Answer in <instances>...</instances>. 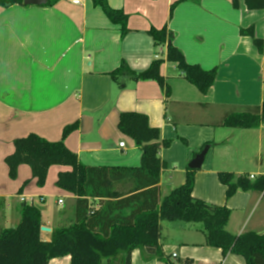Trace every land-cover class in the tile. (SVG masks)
Returning <instances> with one entry per match:
<instances>
[{"label":"crops","instance_id":"obj_1","mask_svg":"<svg viewBox=\"0 0 264 264\" xmlns=\"http://www.w3.org/2000/svg\"><path fill=\"white\" fill-rule=\"evenodd\" d=\"M107 2L126 16L124 26L111 21L92 0L0 7V199L5 201L0 229L19 224L22 204L41 209L42 226L52 230L42 232L46 241L54 229L74 221L77 198L57 187L59 173L71 168L50 167L43 187L25 164L11 179L5 159L14 153L16 139L36 134L58 142L64 129L75 125L63 141L83 165L139 168L143 150L118 127L122 113H138L161 131L162 142L170 143L160 151L161 201L185 183L193 170L190 163L212 144L195 170L193 197L231 210L226 229L232 235H262L264 191L238 190L227 199L218 174L244 175L252 181L264 176V122L255 129L224 126L229 116L259 113L264 104V47L259 50L251 37L241 34L253 26L264 42V9L249 10L245 0H237V6L233 0ZM163 29L167 41L157 44L150 31ZM169 43L189 64L218 69L207 95L167 61ZM157 60L163 61V85L153 80L115 82L111 77L122 64L141 73ZM133 187L128 180L114 189L125 194ZM89 201L98 209V199ZM166 224L165 231L161 225L160 240L166 260L135 250L131 264H246L242 256L224 257L221 249L208 246L203 226ZM70 263V256L49 262Z\"/></svg>","mask_w":264,"mask_h":264},{"label":"trees","instance_id":"obj_2","mask_svg":"<svg viewBox=\"0 0 264 264\" xmlns=\"http://www.w3.org/2000/svg\"><path fill=\"white\" fill-rule=\"evenodd\" d=\"M57 0H50L46 6ZM186 1V0H181ZM113 22L123 26L126 16L111 9L107 0H92ZM249 10L264 9V0H245ZM237 6V0H233ZM24 6L23 0H0V7ZM249 36L259 50L263 40L256 37L255 28L241 30ZM150 35L157 44H165L167 30H152ZM169 40V38H168ZM167 61L177 64L182 76L207 95L213 87L218 69L205 70L200 65L189 64L181 50L168 45ZM162 60L137 73L125 64L111 73L115 82L133 80L157 81L164 84L161 74ZM169 93V92H167ZM264 122V104L259 113H237L229 116L224 126L255 129ZM119 130L134 139L143 150L139 168L89 167L67 148L64 139L76 128L64 129L63 140L47 141L36 134L14 141L15 151L5 159L11 179L17 178L20 165H28L39 187L47 180L49 168L67 166L71 170L58 175L57 187L76 197L74 221L71 225L54 229L51 240L42 238V212L36 205L22 204L21 219L13 228L0 229V264H49L56 258L70 256V264H131L135 250L150 258L164 262L161 240V222L200 223L207 237V245L221 249L224 257L229 254L242 256L246 264H264V233L248 232L234 236L226 229L231 210L226 206L210 205L193 197L195 170H191L185 183L173 190L162 201L159 198L161 170L164 166L160 151L170 143L162 142L161 131L149 125L147 116L122 113ZM212 144L205 145L201 151ZM220 182L227 187L230 199L238 190L264 191V176L252 181L244 175L220 172ZM134 182L128 193L115 191L116 183ZM21 192V191H20ZM89 199H98V209ZM0 199V207L4 205ZM125 210H130L124 214ZM168 264H177L168 261ZM178 264H194L186 260Z\"/></svg>","mask_w":264,"mask_h":264},{"label":"water","instance_id":"obj_3","mask_svg":"<svg viewBox=\"0 0 264 264\" xmlns=\"http://www.w3.org/2000/svg\"><path fill=\"white\" fill-rule=\"evenodd\" d=\"M50 0H23L25 6H46ZM170 44V43H169ZM209 149L206 147L201 153L196 155L193 161L190 163L189 167L193 170H198L202 167L205 157L208 153ZM52 230L48 227H41V232L50 233Z\"/></svg>","mask_w":264,"mask_h":264},{"label":"built area","instance_id":"obj_4","mask_svg":"<svg viewBox=\"0 0 264 264\" xmlns=\"http://www.w3.org/2000/svg\"><path fill=\"white\" fill-rule=\"evenodd\" d=\"M69 1L72 2L75 5H80L83 2V0H69ZM121 146L123 147L124 144L122 143ZM59 203L62 204L63 201L62 200H59ZM176 257H177V255L176 254H173V258H176Z\"/></svg>","mask_w":264,"mask_h":264},{"label":"rangeland","instance_id":"obj_5","mask_svg":"<svg viewBox=\"0 0 264 264\" xmlns=\"http://www.w3.org/2000/svg\"><path fill=\"white\" fill-rule=\"evenodd\" d=\"M162 224V230H166V226H167V224L166 223H168V221L167 222H165V221H163V222H161ZM198 225H200L201 227L203 226L202 224H200V223H197ZM116 264H118V261H117V263Z\"/></svg>","mask_w":264,"mask_h":264}]
</instances>
